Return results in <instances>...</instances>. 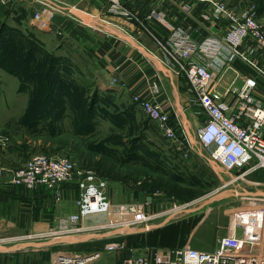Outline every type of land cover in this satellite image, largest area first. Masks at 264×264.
Returning a JSON list of instances; mask_svg holds the SVG:
<instances>
[{
  "label": "rangeland",
  "instance_id": "obj_1",
  "mask_svg": "<svg viewBox=\"0 0 264 264\" xmlns=\"http://www.w3.org/2000/svg\"><path fill=\"white\" fill-rule=\"evenodd\" d=\"M228 4L251 8L264 26V0H229ZM27 29L28 33L17 35L9 47L11 56L17 54L15 62L20 59L22 66L15 68V73L12 67L0 66V134L13 142L20 165L41 152L68 158L77 168L91 169L107 178V190L115 202H141L150 197L152 204L148 211L160 215L149 225L167 218L171 221L196 217L198 222L190 240L201 246L198 248L201 250L216 248L221 236L235 225L238 234H260L264 221V187L258 191L251 189L252 194L240 198L230 197L222 185L230 173L236 175L238 169L226 171L211 162L193 133L191 137L202 154L195 155H199L197 160L202 162L201 173L194 169L182 170L177 166L178 153L160 136L154 122L139 110L125 113L112 101L100 99L90 77L91 70L77 68L63 58L54 35L31 23ZM33 45L36 61L32 59L34 52L28 49ZM13 48L17 52H13ZM26 55L29 59L25 62L22 58H27ZM28 62L33 66L26 67ZM259 77L264 82V74ZM260 89L264 86L260 85ZM183 205L186 206L180 208L182 211H176ZM189 209L191 211L187 212ZM54 225L55 218L48 226L38 223L35 230L25 229L20 235L48 231ZM107 230L110 229L91 232L97 239ZM47 238L35 242L38 244ZM25 241L18 244L24 249L35 247ZM11 245L14 244H4ZM75 246L77 244L58 243L47 251L4 255L0 257V264H50L54 252L74 254ZM111 252H104L90 264H107L104 258Z\"/></svg>",
  "mask_w": 264,
  "mask_h": 264
},
{
  "label": "built area",
  "instance_id": "obj_2",
  "mask_svg": "<svg viewBox=\"0 0 264 264\" xmlns=\"http://www.w3.org/2000/svg\"><path fill=\"white\" fill-rule=\"evenodd\" d=\"M105 1L111 13L134 17L122 0ZM195 1H206L214 23H224L221 34L195 40L186 29L174 26L166 43H159L157 52L144 48V54L159 67L182 74L189 83L195 94L193 101L198 118L192 133L211 162L226 171L245 166V172L264 168V100L257 96L258 77L246 74L240 77L239 83L233 81L224 93L214 88L216 71L237 60V48L243 43L251 44L264 62V26L251 8L237 10L223 0ZM39 3L41 6L30 15V23L39 30H47L59 10L54 5ZM242 61L249 62L246 58ZM158 93L159 84L152 82L146 94L133 93L131 99L154 122L160 136L182 158H188L192 150L190 133L179 113L164 109L157 101ZM8 140V136L0 134V150ZM4 171L5 167L0 164V183ZM8 182L24 191L43 187L51 192L54 201L59 200L63 184L75 183L79 190L75 211L56 216L55 225L48 231L18 235L10 238L11 241H6L7 237L0 239L2 245L14 244L11 245L13 250L21 248L16 247L21 240L34 244L35 240L46 237L50 240L73 234L87 236L99 228L110 229L104 233L106 236L136 233L160 215L148 211L152 204L150 197L141 202L113 203L106 178L91 169L77 168L68 158L44 152L33 154L20 166L12 168ZM236 230L237 225L229 227L214 250L189 246L156 248L151 253H130L116 264H264V221L259 235L243 236ZM123 247L122 242H108L102 250L74 254L57 251L50 264H90L104 252Z\"/></svg>",
  "mask_w": 264,
  "mask_h": 264
},
{
  "label": "crops",
  "instance_id": "obj_3",
  "mask_svg": "<svg viewBox=\"0 0 264 264\" xmlns=\"http://www.w3.org/2000/svg\"><path fill=\"white\" fill-rule=\"evenodd\" d=\"M39 2L54 5L59 10L52 20L51 27L45 32L58 39L57 49L61 50L63 58L72 62L77 68L91 70L90 77L100 99H108L109 103L112 101L125 113L131 110L140 111L138 105L132 102L131 94H146L152 82L159 84L157 101L164 109L179 113L185 129L190 133L191 153L188 158L184 159L177 152L179 156L177 166L182 170L194 169L201 173L200 163L202 162L197 158L202 154L199 153V148L191 137L193 128L198 123L195 115L197 107L193 101L195 94L182 74H176L169 68L159 67L156 62L154 63L144 54V48L157 52L159 43H166L170 29L174 26L186 29L191 38L195 40L212 34H221L224 23L218 25L214 23L210 18V9L206 1L122 0L123 5L134 16L130 19L123 14L111 13L105 0H6L5 3L0 0V55L4 50L2 45L6 39L4 37L13 35L11 39L7 38L13 44L17 35L28 33L30 15L41 6ZM225 2L229 3V0ZM234 8L242 9L241 7ZM251 47V44L243 43L237 48V60L234 63L225 64L221 70L216 71L214 88L224 93L233 81L239 83L240 77L246 74H256L259 82L257 96L264 100V89H260V85L264 86V82L259 77V74H264V62L262 56H259ZM34 48L35 45L28 49L34 52L32 59L36 61ZM243 58L249 60L250 63L242 61ZM211 67H214L213 63ZM12 143L9 138L6 146L0 150V164L5 167L0 183V239L7 236L5 234H13L8 236L6 241H11L12 238L20 235L22 230L29 228L35 230L38 223L48 226L50 220L56 216L75 211V199L79 193L75 183L61 185V195L57 201L49 200L39 192L19 193L16 187L8 182L11 169L20 165L17 160L16 147H12ZM17 143L20 141L17 140ZM197 153L199 155L195 156ZM246 168V166L236 168L238 173L236 175L230 173L224 181L222 187L230 197L240 198L241 195L252 194L251 189L258 191V188L264 187V168L245 172ZM205 170L203 169V172ZM109 195L113 203H119L112 199L110 192ZM36 208H39L36 211L39 212L38 219L34 218ZM182 219L187 221L189 218H177L171 222ZM152 229L155 228L141 231L144 233V244L131 243V241L124 248L107 254L104 262L109 264V261L114 264L129 253H151L159 248L145 242L146 233ZM193 229L184 238L182 245L200 248L201 246L193 244L190 240ZM239 233L243 236L247 235V233ZM124 235L128 234L106 237L119 238ZM176 242L178 243V240ZM0 245H2L1 242ZM1 251L0 257H9L12 254L35 252L36 250L22 247L18 250ZM42 251H47V249Z\"/></svg>",
  "mask_w": 264,
  "mask_h": 264
},
{
  "label": "trees",
  "instance_id": "obj_4",
  "mask_svg": "<svg viewBox=\"0 0 264 264\" xmlns=\"http://www.w3.org/2000/svg\"><path fill=\"white\" fill-rule=\"evenodd\" d=\"M8 39H11V38H8ZM8 39H5L2 42L4 50L1 51L0 66L3 68L12 67L13 72L15 73V68H20L22 66V63H21L20 59L18 60V62H15V60L17 59V58L15 59V57L17 56L16 53H15V56H11V54H10L11 51L9 50L10 49L9 47H12L11 46L12 43L9 42ZM10 41H12V40H10ZM13 52H17V49L13 48ZM26 56H27V58H24V57L22 58L23 61H25V62L27 59H29L28 55H26ZM48 58H52V57L49 56ZM11 59H13L12 62H11ZM30 65L33 66L32 64H29V62L27 64L25 63L26 67H30ZM35 73H37V71H35L34 74ZM100 177H102V176H100ZM102 178H105V177H102ZM138 183H141V181H138ZM16 190H18L19 193H23V194H25V193L29 194L31 192H39V193L43 194L44 196H46L49 200H53L51 192L49 190H46L43 187L28 190V191H24V190L17 187ZM38 209L39 208H36L35 212ZM35 212H34V218L38 219V217H39L38 213L39 212H36V213ZM43 217L46 218L48 216H43ZM197 222H198V219L196 217L195 218H189V219H187V221H185V219L178 220L176 222L169 221V223L166 225H163L161 227H158V228H155V229L148 231L146 233L147 239L145 242L148 244L156 245V247H159V248H174V247L183 246L182 244L184 242V238L196 226ZM111 240L117 241V242H122L124 244V246L129 245V242H131V241H132L131 243L144 244V233L143 232L132 233V234L124 235V236L119 237V238L104 237L101 239L88 240V241H85L82 243H78L77 246H75V250H78V251L102 250L104 247V244L108 243ZM177 240H178V243L176 242ZM128 255H130V253ZM125 256H127V255H125Z\"/></svg>",
  "mask_w": 264,
  "mask_h": 264
},
{
  "label": "bare ground",
  "instance_id": "obj_5",
  "mask_svg": "<svg viewBox=\"0 0 264 264\" xmlns=\"http://www.w3.org/2000/svg\"><path fill=\"white\" fill-rule=\"evenodd\" d=\"M178 210V209H177ZM176 210V211H177ZM159 224V223H158ZM144 227V226H143ZM140 232V231H139ZM135 233V232H134ZM93 233L91 234H88V235H92ZM79 236L78 234H73V235H66V236H61V237H56L54 239H50V240H46L44 242H40L37 244V242L34 243L35 247L32 248V250H48V249H51L53 246H55V244H63V243H81V242H85V241H81V242H75V241H72L73 240V237H77ZM81 236V235H80ZM106 237V236H104ZM104 237H101V238H104ZM97 238V237H96ZM95 238H92V239H89V240H94ZM97 239H100V238H97ZM88 241V240H87ZM48 242V243H47ZM51 242V244L49 243ZM1 246H4V245H1ZM17 247H20V245L18 244ZM36 247H38V249H36ZM13 246H4V247H0V249H12ZM77 253H84V252H89V251H76ZM53 253V252H52ZM57 251L54 252V255L51 256V263L53 262L54 258H55V255H56Z\"/></svg>",
  "mask_w": 264,
  "mask_h": 264
},
{
  "label": "water",
  "instance_id": "obj_6",
  "mask_svg": "<svg viewBox=\"0 0 264 264\" xmlns=\"http://www.w3.org/2000/svg\"><path fill=\"white\" fill-rule=\"evenodd\" d=\"M187 212H189V211H191L190 209L189 210H186ZM167 222H169V218H167V219H165L164 220V222L163 223H161V224H156V225H145L144 227H142V228H140L139 229V231L141 232V231H146V230H149V229H151V228H157V227H160V226H162V225H164V224H166ZM101 236H106V235H102L101 234ZM92 238H95V235L94 234H92V235H87V236H84V235H79V236H77V237H73V240L72 241H75V242H81V241H87V240H89V239H92ZM48 243V242H47ZM50 244H51V242H49ZM25 244H27V243H25ZM33 244V243H32ZM24 245V244H23ZM20 247L22 248L23 246L22 245H20Z\"/></svg>",
  "mask_w": 264,
  "mask_h": 264
}]
</instances>
